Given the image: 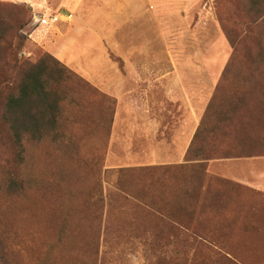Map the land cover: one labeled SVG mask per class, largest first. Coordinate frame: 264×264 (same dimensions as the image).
Segmentation results:
<instances>
[{
    "label": "rangeland",
    "instance_id": "rangeland-1",
    "mask_svg": "<svg viewBox=\"0 0 264 264\" xmlns=\"http://www.w3.org/2000/svg\"><path fill=\"white\" fill-rule=\"evenodd\" d=\"M38 63L59 119L0 121V264H264V0H0V73Z\"/></svg>",
    "mask_w": 264,
    "mask_h": 264
},
{
    "label": "trees",
    "instance_id": "trees-1",
    "mask_svg": "<svg viewBox=\"0 0 264 264\" xmlns=\"http://www.w3.org/2000/svg\"><path fill=\"white\" fill-rule=\"evenodd\" d=\"M12 70H14L13 78L16 83H9L7 68L6 72L0 73V99L3 105V113L0 115V121L7 126L12 143L21 147L24 141L41 142L53 134L55 138L54 131L57 120L59 119V103L62 96V93L57 87L63 83V72L52 70L46 63H38L31 68H26L25 64L18 68L15 64ZM66 76H68V73ZM6 87H15V92L13 90L12 94L5 97L4 92L6 91ZM215 93L207 106V111L203 119L207 120L213 115L217 106L218 97V92ZM224 108L226 107L223 106L220 109L218 117L226 121L232 114ZM218 123L221 124L220 120ZM202 131L203 121L197 130L194 140L197 139ZM213 133H215V128L207 131L209 135ZM229 137L230 135H225L223 138L226 139ZM195 151L192 145L187 153V162L199 161L191 160V154L195 153ZM259 156V154L255 153L247 155L248 158ZM235 157L236 155L233 149L229 147L223 153L221 159ZM209 160L215 159H208L206 161Z\"/></svg>",
    "mask_w": 264,
    "mask_h": 264
},
{
    "label": "built area",
    "instance_id": "built-area-1",
    "mask_svg": "<svg viewBox=\"0 0 264 264\" xmlns=\"http://www.w3.org/2000/svg\"><path fill=\"white\" fill-rule=\"evenodd\" d=\"M35 19H38L35 22L39 27L49 28V27L55 26L60 20L63 19V17L60 15L56 16V15H51V14L48 15V14L41 13V15H36Z\"/></svg>",
    "mask_w": 264,
    "mask_h": 264
},
{
    "label": "crops",
    "instance_id": "crops-1",
    "mask_svg": "<svg viewBox=\"0 0 264 264\" xmlns=\"http://www.w3.org/2000/svg\"><path fill=\"white\" fill-rule=\"evenodd\" d=\"M69 22H70V20H69L68 18H64V17H63V19L60 20L57 24H60V23H69ZM57 24H56V25H57ZM142 131H143V129H138V131H134V132H136L137 134H138V133L142 134ZM142 135H143V134H142ZM142 135L137 136V137H142ZM133 136H135V133L133 134ZM184 154H185V152H184L183 150H180V151L177 152V154L174 156V160L179 161L181 158H183ZM155 157H156V156H154L151 160H156V159H154ZM168 158H169V157H168ZM168 158L166 157V158H164V159L168 160Z\"/></svg>",
    "mask_w": 264,
    "mask_h": 264
},
{
    "label": "water",
    "instance_id": "water-1",
    "mask_svg": "<svg viewBox=\"0 0 264 264\" xmlns=\"http://www.w3.org/2000/svg\"><path fill=\"white\" fill-rule=\"evenodd\" d=\"M38 19H35V21H37Z\"/></svg>",
    "mask_w": 264,
    "mask_h": 264
}]
</instances>
